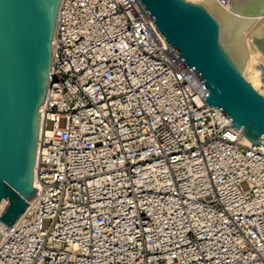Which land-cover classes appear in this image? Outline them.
<instances>
[{
    "label": "built area",
    "instance_id": "built-area-1",
    "mask_svg": "<svg viewBox=\"0 0 264 264\" xmlns=\"http://www.w3.org/2000/svg\"><path fill=\"white\" fill-rule=\"evenodd\" d=\"M207 94L140 0H63L37 195L0 264H264V140Z\"/></svg>",
    "mask_w": 264,
    "mask_h": 264
},
{
    "label": "water",
    "instance_id": "water-1",
    "mask_svg": "<svg viewBox=\"0 0 264 264\" xmlns=\"http://www.w3.org/2000/svg\"><path fill=\"white\" fill-rule=\"evenodd\" d=\"M63 0H0V215L13 226L37 195L35 165L53 65V40ZM218 107L252 143L264 136V94L244 74L246 56L222 19L195 0H140ZM264 15V4L239 11ZM236 15L235 18H239ZM264 54V27L252 34ZM224 126V127H225ZM3 233L0 230V242Z\"/></svg>",
    "mask_w": 264,
    "mask_h": 264
},
{
    "label": "bare ground",
    "instance_id": "bare-ground-1",
    "mask_svg": "<svg viewBox=\"0 0 264 264\" xmlns=\"http://www.w3.org/2000/svg\"><path fill=\"white\" fill-rule=\"evenodd\" d=\"M196 2H202L212 9L227 27L229 35H236L240 41L241 53L246 56L244 65V74L253 85L264 94V54L253 43L252 34L261 27H264V15L249 16L241 15L239 11L246 9H253L264 4V0H195ZM239 15V18H235ZM45 103L40 107L41 113L44 111ZM44 120L41 119L40 138L43 133ZM51 133V132H50ZM264 140V136L260 141ZM247 143H252L246 138ZM35 186L38 187V178L36 174L35 165ZM34 200V199H33ZM31 202V200H30ZM9 200L3 199L0 203V215L4 208L8 205ZM13 226H7L0 220V230L3 233V237L7 234L9 229Z\"/></svg>",
    "mask_w": 264,
    "mask_h": 264
},
{
    "label": "rangeland",
    "instance_id": "rangeland-1",
    "mask_svg": "<svg viewBox=\"0 0 264 264\" xmlns=\"http://www.w3.org/2000/svg\"><path fill=\"white\" fill-rule=\"evenodd\" d=\"M60 125L61 126H64L65 125V120L64 119L60 122ZM48 126L51 128L53 126V123L52 122H49Z\"/></svg>",
    "mask_w": 264,
    "mask_h": 264
}]
</instances>
